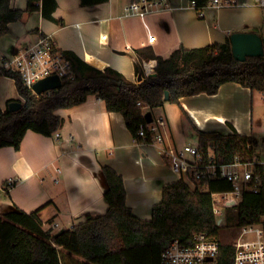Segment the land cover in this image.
Instances as JSON below:
<instances>
[{
  "label": "crops",
  "instance_id": "1",
  "mask_svg": "<svg viewBox=\"0 0 264 264\" xmlns=\"http://www.w3.org/2000/svg\"><path fill=\"white\" fill-rule=\"evenodd\" d=\"M56 1L52 18H46L40 8L9 23V32L0 36V59L21 43L50 35L63 51L73 52L100 69L112 67L135 81L137 67L142 71L141 48L152 47L156 55L167 57L180 46L224 42L235 31H254L264 40V24L260 21L255 24L233 19L237 10L223 20L222 9L230 7L217 10L207 6L200 17L196 9L181 6L188 3L185 0H170V9L122 16L130 0L90 5L82 0ZM242 3L248 5L245 0ZM11 6L26 9L27 0H11ZM147 60L157 65L156 59ZM3 78L11 77L2 76L0 85ZM17 95L11 99L23 102ZM0 106L7 107L1 100ZM152 110L167 117L168 144H191L183 140L191 139L193 133L198 139L197 129L236 131L250 138L256 157L264 163L263 91L228 81L215 94L184 96L180 104L166 103ZM56 113L62 123L52 135L28 130L19 149L0 148V215L39 210L43 228L60 233L84 221L87 214H104L109 207L104 196L108 181L102 167L110 165L124 178L126 202L133 213L151 219L154 205L162 199L163 186L179 180L165 163L160 146L136 141L124 116L108 111L104 100L95 94L80 105ZM12 177L16 183L8 187Z\"/></svg>",
  "mask_w": 264,
  "mask_h": 264
},
{
  "label": "trees",
  "instance_id": "2",
  "mask_svg": "<svg viewBox=\"0 0 264 264\" xmlns=\"http://www.w3.org/2000/svg\"><path fill=\"white\" fill-rule=\"evenodd\" d=\"M40 1L42 5L40 6ZM107 0H82L84 5ZM196 11L210 0H194ZM56 0H27L26 9L13 8L11 0H0V36L9 32V23L25 14L42 9L52 18ZM72 60L74 78H64L62 85L40 95L28 88L21 76L12 70L0 71L15 80L23 105L18 111L0 106V148L19 149L28 130L52 135L62 123L58 109L72 108L86 101L90 94L104 100L108 111L120 112L134 137L145 122L144 109L152 110L166 103L180 104V98L202 92L215 94L228 81L264 92V55L237 60L230 36L224 42L200 47L180 46L169 56L156 55L152 47L138 50L142 59H156V72L145 75L137 67L138 78L132 80L120 71L89 64L73 52H65ZM14 99H9V101ZM7 102V105H8ZM198 145L219 163L236 158L253 162L259 190H245L235 207V223L231 214L227 224H217L213 191H227L232 184L224 178L209 181L206 186L192 187L184 179L163 186L162 199L154 205L152 218L141 219L126 202L123 176L110 165L102 167L108 181L105 199L109 205L104 214H87L85 220L61 233L43 228L38 212L9 211L0 215V264H160L161 254L170 241L179 238L191 244L199 232L217 235L221 241L219 264H233L232 243L237 230L264 220V163L245 134L222 133L197 129ZM257 158V159H256ZM234 229L229 230V226ZM233 232V234L231 233ZM229 233L233 236L230 239Z\"/></svg>",
  "mask_w": 264,
  "mask_h": 264
},
{
  "label": "built area",
  "instance_id": "3",
  "mask_svg": "<svg viewBox=\"0 0 264 264\" xmlns=\"http://www.w3.org/2000/svg\"><path fill=\"white\" fill-rule=\"evenodd\" d=\"M254 3L264 8V0H255ZM239 4L245 3H239L238 0H210L207 6L219 10ZM181 6L196 8L194 0ZM170 8V0H130L122 16H136ZM204 9L205 7L199 10L200 17L204 16ZM140 65L147 76L156 72V65L150 60L142 59ZM3 70L16 71L35 94L33 86L41 79L51 75H58L61 80L75 76L72 60L50 35H39L36 39L19 44L10 54L0 59V71ZM2 76L6 75L0 73V78ZM49 91L51 90L46 92ZM147 111H151L152 120L147 121L145 118L135 139L159 145L165 163L178 174L179 179H184L192 187L206 186V190H209L207 183L216 178L231 182L232 189L212 192L217 224L224 226L226 208L237 207L245 190H259L260 181L258 178L255 180L253 162H243L236 158L231 163H219L211 155L206 158L204 149L198 144H185L182 147L168 144L166 115L145 107L144 117ZM15 183L16 178H9L7 186L12 187ZM262 219L264 220V216ZM232 243L235 247L233 264H264L263 223L241 226ZM220 247L219 236L208 232L195 234L191 244L174 238L163 250L160 264H219Z\"/></svg>",
  "mask_w": 264,
  "mask_h": 264
},
{
  "label": "water",
  "instance_id": "4",
  "mask_svg": "<svg viewBox=\"0 0 264 264\" xmlns=\"http://www.w3.org/2000/svg\"><path fill=\"white\" fill-rule=\"evenodd\" d=\"M232 50L235 58L245 61L248 57L264 55V40L262 36L254 31H235L230 35ZM62 85V80L58 75H51L39 80L34 84V90L37 94L44 93L48 90H54ZM23 103L20 100H11L8 102L10 111H18ZM147 121L152 120L151 111L145 113ZM61 233V232H60Z\"/></svg>",
  "mask_w": 264,
  "mask_h": 264
},
{
  "label": "rangeland",
  "instance_id": "5",
  "mask_svg": "<svg viewBox=\"0 0 264 264\" xmlns=\"http://www.w3.org/2000/svg\"><path fill=\"white\" fill-rule=\"evenodd\" d=\"M254 1L255 0H245V2L248 5L242 6L240 4L241 6L236 5V6L230 7V8H223L222 12H221L223 20L230 18L231 12L233 10H237L239 12L235 13L232 16L233 19H238L239 21L249 20V21H251V23L255 22V24H258V22L260 21V22H262V24H264V10H262L260 7L253 6ZM185 2L187 3V2H189V0H185ZM238 2L242 3L243 0H238ZM12 79L11 78H7V79L3 78L1 85H0V87H1L0 88V100H1L2 105H4V106L7 105V100H9L11 98H17V96H18L17 95V89L15 87V80L12 81ZM2 87H3V89H2ZM168 105H170V104H168ZM157 113H159V112H157ZM192 135H193V137L191 139H188L186 137L185 138L186 140L184 139L183 142H189L191 144L197 145L198 139H197L196 133H193ZM263 149L264 148L262 147V150ZM166 170L169 171V169L167 167H166ZM174 177H175V175H174ZM234 209L235 208H226V210H225V219H226L225 225L227 224V217L229 214H231V216L233 217V222L235 223L236 213H235ZM231 225L232 226H229V228H228L229 230L234 229L233 223ZM231 233L233 234V232H231ZM231 233H229L230 239L233 236Z\"/></svg>",
  "mask_w": 264,
  "mask_h": 264
}]
</instances>
